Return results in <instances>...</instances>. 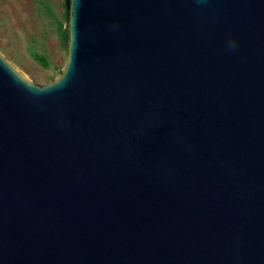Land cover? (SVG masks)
Segmentation results:
<instances>
[{
    "label": "water",
    "instance_id": "95a60500",
    "mask_svg": "<svg viewBox=\"0 0 264 264\" xmlns=\"http://www.w3.org/2000/svg\"><path fill=\"white\" fill-rule=\"evenodd\" d=\"M65 9L53 82L0 54V264H264V0Z\"/></svg>",
    "mask_w": 264,
    "mask_h": 264
},
{
    "label": "rangeland",
    "instance_id": "374dc122",
    "mask_svg": "<svg viewBox=\"0 0 264 264\" xmlns=\"http://www.w3.org/2000/svg\"><path fill=\"white\" fill-rule=\"evenodd\" d=\"M65 16V0H0V54L37 86L53 82L66 65L59 32ZM31 51L45 56L49 68L39 66Z\"/></svg>",
    "mask_w": 264,
    "mask_h": 264
},
{
    "label": "trees",
    "instance_id": "16d2710c",
    "mask_svg": "<svg viewBox=\"0 0 264 264\" xmlns=\"http://www.w3.org/2000/svg\"><path fill=\"white\" fill-rule=\"evenodd\" d=\"M59 32H60V38L63 41L64 46H65L66 34H65V31H64V25L61 24L59 26ZM29 55L42 68H44V69H48L49 68V64H48V61H47L45 56H43V55H41L39 53L33 52V51H31L29 53Z\"/></svg>",
    "mask_w": 264,
    "mask_h": 264
},
{
    "label": "clouds",
    "instance_id": "9594fccd",
    "mask_svg": "<svg viewBox=\"0 0 264 264\" xmlns=\"http://www.w3.org/2000/svg\"><path fill=\"white\" fill-rule=\"evenodd\" d=\"M230 48L234 49L236 47V41L235 40H232L230 45H229Z\"/></svg>",
    "mask_w": 264,
    "mask_h": 264
}]
</instances>
